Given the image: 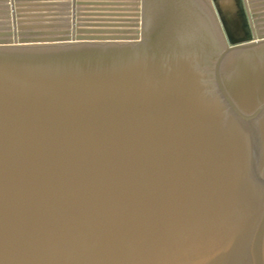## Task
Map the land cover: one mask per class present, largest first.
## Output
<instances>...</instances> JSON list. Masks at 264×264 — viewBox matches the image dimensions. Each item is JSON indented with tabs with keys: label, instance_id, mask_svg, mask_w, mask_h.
<instances>
[{
	"label": "water",
	"instance_id": "obj_1",
	"mask_svg": "<svg viewBox=\"0 0 264 264\" xmlns=\"http://www.w3.org/2000/svg\"><path fill=\"white\" fill-rule=\"evenodd\" d=\"M0 0V264H264V0Z\"/></svg>",
	"mask_w": 264,
	"mask_h": 264
},
{
	"label": "bare ground",
	"instance_id": "obj_2",
	"mask_svg": "<svg viewBox=\"0 0 264 264\" xmlns=\"http://www.w3.org/2000/svg\"><path fill=\"white\" fill-rule=\"evenodd\" d=\"M12 9L14 8V0H11Z\"/></svg>",
	"mask_w": 264,
	"mask_h": 264
}]
</instances>
